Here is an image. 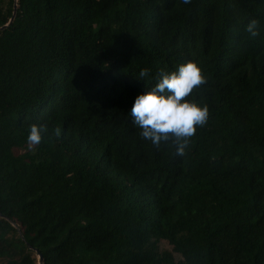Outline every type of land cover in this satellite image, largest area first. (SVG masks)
<instances>
[{
    "label": "trees",
    "instance_id": "trees-1",
    "mask_svg": "<svg viewBox=\"0 0 264 264\" xmlns=\"http://www.w3.org/2000/svg\"><path fill=\"white\" fill-rule=\"evenodd\" d=\"M17 6L0 31V264H264V0ZM188 61L208 118L178 156L128 112Z\"/></svg>",
    "mask_w": 264,
    "mask_h": 264
},
{
    "label": "clouds",
    "instance_id": "clouds-1",
    "mask_svg": "<svg viewBox=\"0 0 264 264\" xmlns=\"http://www.w3.org/2000/svg\"><path fill=\"white\" fill-rule=\"evenodd\" d=\"M189 2L183 0L185 4ZM244 31L250 37H256L259 34L258 20H249ZM139 76H148V70L142 69ZM203 83L204 77L195 61L181 64L175 71H161L153 87L135 96L128 112L132 123L140 129V137L155 146L171 139L176 155L183 156L189 138L208 118L207 105L186 99L194 87ZM45 131L43 125H29L27 141L33 145L39 144ZM55 134H60L59 129L55 130Z\"/></svg>",
    "mask_w": 264,
    "mask_h": 264
},
{
    "label": "water",
    "instance_id": "water-1",
    "mask_svg": "<svg viewBox=\"0 0 264 264\" xmlns=\"http://www.w3.org/2000/svg\"><path fill=\"white\" fill-rule=\"evenodd\" d=\"M17 3H18V0H15L14 14H13V17L11 18L10 22L7 25H5L4 27H1L0 31L4 30L5 28H7L14 21L15 16H16V12H17V8H18ZM13 226L16 227L15 224H13ZM19 234L22 235V232L20 230H19ZM36 253L38 255L39 264H42L43 260H44L43 255L40 252H38V251Z\"/></svg>",
    "mask_w": 264,
    "mask_h": 264
},
{
    "label": "rangeland",
    "instance_id": "rangeland-1",
    "mask_svg": "<svg viewBox=\"0 0 264 264\" xmlns=\"http://www.w3.org/2000/svg\"><path fill=\"white\" fill-rule=\"evenodd\" d=\"M159 248H160L161 251H168V252L173 253L176 261H180L181 260L180 255L174 253L173 247L167 241H161L160 244H159Z\"/></svg>",
    "mask_w": 264,
    "mask_h": 264
}]
</instances>
